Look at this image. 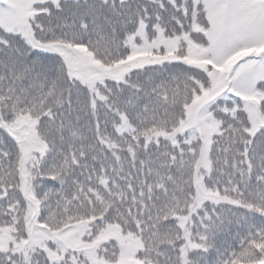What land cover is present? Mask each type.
I'll list each match as a JSON object with an SVG mask.
<instances>
[{"label": "snow or ice", "instance_id": "obj_1", "mask_svg": "<svg viewBox=\"0 0 264 264\" xmlns=\"http://www.w3.org/2000/svg\"><path fill=\"white\" fill-rule=\"evenodd\" d=\"M0 264H264V0H0Z\"/></svg>", "mask_w": 264, "mask_h": 264}]
</instances>
